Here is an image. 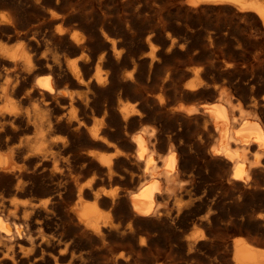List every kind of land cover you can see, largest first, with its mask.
<instances>
[{"label":"bare ground","instance_id":"obj_1","mask_svg":"<svg viewBox=\"0 0 264 264\" xmlns=\"http://www.w3.org/2000/svg\"><path fill=\"white\" fill-rule=\"evenodd\" d=\"M129 2L0 0V264H264V0Z\"/></svg>","mask_w":264,"mask_h":264},{"label":"rangeland","instance_id":"obj_2","mask_svg":"<svg viewBox=\"0 0 264 264\" xmlns=\"http://www.w3.org/2000/svg\"><path fill=\"white\" fill-rule=\"evenodd\" d=\"M125 1H126V3H130L129 0H124V2H125ZM136 1H138V2L135 3ZM141 1H142V4L146 5V3H147L149 0H148V1H147V0H145V1H144V0H135V1H132V0H131V3L133 2V4L135 3V4L138 5V3L141 2ZM145 2H146V3H145ZM137 5H134V6L136 7ZM144 5L141 6V3H140L137 7H139V6L144 7ZM134 6H133V7H134ZM215 10H216V12H217V9H215V8H213V10H212V11H209V12L212 13V14L214 15ZM228 10H229V9H228ZM229 12H230V14H231L232 11H231V10L227 11V9H226L224 12L221 13V16L224 17L223 14L226 15V14L229 13ZM217 13H218V12H217ZM217 13H215V15H216ZM193 101H194V100H193ZM203 164H204V162H203ZM206 164H207V163L204 164V165H205V166H203L204 169H202V170L204 171V173H207V172H208L207 170H209V169H208L209 167H208V165H206ZM205 170H206V171H205ZM200 181H202V179H200ZM208 182H209V181H208ZM209 183H210V182H209ZM209 183L206 182L204 185L207 186V185H209ZM41 188H42V189H41ZM43 190H45V187H39L38 190L35 191V192H40V191H41V192H44ZM202 191H203V190H202ZM193 193H194V194H193ZM196 193H197L199 196L201 195L200 193H202L203 196H204V194H205L206 197H208V196L210 195V194H209V195L207 194L208 192H207V193H205V192H204V193H203V192H192V193H190V194H191V197H190V196H185V197H186V198H184L185 201H183V202H184V207H183L184 215H186V214L188 215V214H189L190 217H191V216L195 213L194 215H196V216H192L194 219H195V217L198 218L199 216L205 215V212L207 213V211H208V210H207L208 207H207L205 204H204V205H200V206H196L197 201H195L196 204L194 203V204H195L194 206H195V209H196V210H195L194 208L192 209V208H191V205H190V206L187 205V204L190 203V199H197L198 195H197ZM195 194H196V195H195ZM192 195H193V196H192ZM195 196H196V197H195ZM201 197H202V196H201ZM204 198H205V197H204ZM199 203H200V202H199ZM194 206L192 205V207H194ZM202 206H204L206 209H205L204 207H202ZM198 207H199V210H198ZM200 207H201V209H200ZM185 208H186L187 211H190V212L188 213V212L185 210ZM190 208H191V209H190ZM203 208H204L205 210H203ZM192 210H193V211H192ZM199 212H200V214H199ZM201 212L204 213V214H202ZM197 213H198V214H197ZM189 215H188V216H189ZM198 225H199L198 223L196 224V226H195L194 224H191L190 227L193 226V228H192V227H191V228H188V231H194V230L196 231L197 229L199 230L200 228H196ZM194 226H195V227H194ZM199 227H200V225H199ZM192 229H193V230H192ZM136 264H137V263H136ZM138 264H140V263H138ZM141 264H145V263H141Z\"/></svg>","mask_w":264,"mask_h":264}]
</instances>
